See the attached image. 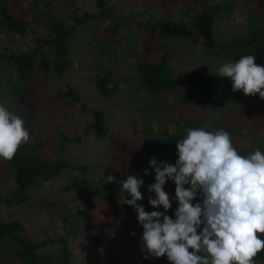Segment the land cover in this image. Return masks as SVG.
Wrapping results in <instances>:
<instances>
[{
  "label": "rangeland",
  "instance_id": "rangeland-1",
  "mask_svg": "<svg viewBox=\"0 0 264 264\" xmlns=\"http://www.w3.org/2000/svg\"><path fill=\"white\" fill-rule=\"evenodd\" d=\"M41 1L40 12L46 19L52 16L66 18L72 14L69 0ZM189 1L191 0H175L178 5H174V16L180 15L178 9L184 10ZM199 1L205 3L209 0ZM245 2L246 0H210L211 5H218L219 9L215 36L217 43L235 34H245ZM47 3L51 7H45ZM76 3L79 6V14L98 10L94 0H76ZM106 3L115 5L114 14L120 18L117 34L108 30L115 20L109 16L86 21L75 29L67 41L69 61L63 74L58 76L51 68L52 75L48 79L43 78L39 69L33 71L31 76L32 83H42L41 93L44 98L40 107H37L38 113L33 120L32 139L45 158L62 157L76 166L87 165L86 171L68 168L62 176L41 181L31 187L27 201L9 207L0 206V211L6 220L21 221L25 225V231L32 238L41 239L45 236L44 232L50 237L66 236L72 248V259L75 261H83L84 264H132L138 261L137 255L142 254L140 244L143 230L139 228L137 215H133V219L128 217L116 222L110 227L111 232L106 231L108 224L116 217V197L124 193L120 191L119 182L126 180L127 174H132L143 177L149 184L154 183V178L144 175V170L150 168L149 160L155 156L160 161L175 163L178 159L174 156L177 140L166 139L165 125L161 123L158 124L155 135L145 133L142 128L144 115L153 112L167 119L172 113L200 115L209 131L220 129V126L225 129L228 123L236 124L239 133L232 137L233 142L249 147L248 151L251 153L256 149L251 146L252 132L258 134V126L264 135V125L259 126L264 104L246 100L243 91H232L231 78L215 75L223 63L235 62L232 57L207 53L206 47L192 46L183 38L153 36L154 33L150 32L148 27L138 26L136 20L144 21L148 16H158L153 1L143 0L135 4L128 0H107ZM230 3L232 6L227 9V4ZM30 4H33L31 0L8 1L10 11L15 17L29 18ZM186 16L189 21L191 14ZM95 28L100 30L93 33ZM48 32V29L42 28L37 32L32 30L24 36L16 35L12 38L5 26L0 24V49L14 43L33 47L38 36ZM102 38H108L111 47L106 52V57L100 56L101 48L96 47ZM147 47L152 48L149 51L151 56L160 55L162 47L167 50L178 75L202 71L209 76L214 84L215 102L204 109L198 106H183L179 105L183 101L182 94L170 92L165 102L159 97L149 103V106L142 108L143 100L136 99L134 87L138 81L136 63L141 60V53ZM51 55L50 53L49 56ZM104 75L118 83V88L108 97L99 92L95 83L97 76ZM186 81L187 77L183 76L181 85ZM68 86L73 87L79 96L73 105H67L68 97L57 100L53 98L55 92L67 89ZM145 98L146 94L144 102L147 103ZM93 107L105 111L109 131L104 138H97L86 129V124L91 118L89 109ZM24 115L25 112L20 111L18 116L23 119ZM171 120L169 132L173 130L174 124ZM62 132L68 136L79 134L80 140L65 143ZM111 143L119 145V148H112ZM260 143L264 144V141ZM139 158L141 162L135 165L134 162ZM103 166H110L120 172L114 185L107 189L103 188L104 180L110 173L105 171ZM151 171L154 173V170ZM11 175L9 164L0 158L2 196L12 191L14 182ZM75 177L82 180L77 186L72 182ZM165 190L171 197H175L174 182L169 181ZM174 201L172 211L175 210ZM160 210L162 211V208ZM121 227L124 233L117 236L116 233ZM132 232L136 235L132 236ZM14 248L15 245L9 239L0 240V264L12 263ZM110 249L113 250L112 263L105 260V254ZM44 250L59 253L60 244L49 241ZM157 260L151 259L146 264H154ZM259 263L264 264V261L255 259V264Z\"/></svg>",
  "mask_w": 264,
  "mask_h": 264
},
{
  "label": "trees",
  "instance_id": "trees-1",
  "mask_svg": "<svg viewBox=\"0 0 264 264\" xmlns=\"http://www.w3.org/2000/svg\"><path fill=\"white\" fill-rule=\"evenodd\" d=\"M8 1L14 2V0H0V24L5 26L9 36L12 38L16 35L24 36L28 31L31 32L33 30L37 32L42 28L49 30L47 34L38 36L37 42H35L33 47L32 45L21 46L20 43H14L0 49V104H4L9 111L16 115H19L20 111H24L23 120L30 132L29 142L20 147L15 157L12 160L4 159L9 164V171H12L11 177L14 184L9 194L2 196L0 192V206L9 207L27 201L30 198L29 189L35 186L36 183L58 178L67 172L68 168L79 169L82 172H85L87 169V165L76 166L62 157L45 158L39 151L37 143L32 139L31 127L34 117L38 113L37 107H40V103L44 101L41 93L42 83H32L31 81L33 71L36 69L41 70L43 78L48 79L52 75L51 68H53L54 74L61 76L69 61L67 41L80 24L109 16V18L115 20L111 25L112 27L108 28V30L113 34H117L120 18L114 14L113 7L115 5L106 3L107 0H94L98 10L86 11L80 14L78 13L79 6L76 0H69L72 12L69 17L54 18L52 16L48 19L42 16L40 12L41 0H31L33 4H30L28 7L29 18L15 17L10 11ZM128 1L138 4L143 0ZM151 1L154 2L155 12L158 16H150L152 19L148 16L144 21L136 20V23L138 26H145L151 29L150 32L154 33L153 36L169 35L174 38H183L189 41L192 46L206 47L207 53L226 55L232 57L235 61L244 55H254L256 56V63L264 65V0H246L247 17L245 34H235L230 38L226 37L227 39L225 38L226 40L224 39L220 43L216 42L215 37L219 9L218 5H211L210 0L205 3H200L199 0H191L184 10L179 11L178 9L180 15L177 16H174V11L176 10L174 5H178L177 2H174L175 0ZM231 6V3L227 4V9H230ZM45 7L49 8L51 5L47 3ZM188 14H191L189 21L186 20V15ZM99 28H95L93 33L100 30ZM98 43L96 47H100V52H102L99 55L106 57V52L111 48L108 44V38H102ZM151 50L152 48L150 47L145 48V50L143 49L141 60H138L136 63L138 81L135 87H133L136 89V99L143 100L141 103L142 108L149 106V103H152L154 99L159 97H162L165 102L170 92H180L182 94L183 101L179 105L183 106H198L204 109L215 102L214 84L209 76L202 71H191L178 75L175 73V69L173 68L174 63H171L170 53L167 50L162 47L161 54H154L155 56L150 55L149 51ZM47 53L49 55L51 53L52 55L49 56ZM108 56L111 57L110 55ZM183 76L187 77V81L181 85ZM8 83L10 84L7 85ZM95 83L99 92L104 97H108L113 90L118 88V83L107 75L97 76ZM144 91L148 94L144 93ZM141 92L144 94L140 95ZM145 94L147 95V98H145L147 103L144 102ZM64 97L69 98L67 105H73L79 99L74 88L70 86L64 90H58L53 96L56 100ZM244 98L248 101L254 100L264 104V100L259 97V94L254 97L244 94ZM89 112L91 113V118L86 124V129L90 130L97 138H104L109 131L105 111L101 108L93 107L89 109ZM148 113L144 115L142 123L143 131L149 135H155L157 126L161 123L165 125L166 139L174 141H178L186 136V128L206 125L200 115H179L172 113L169 114V118L167 119L153 112ZM261 118L259 126L264 125V111ZM171 119L174 124L173 130L169 132L168 126L171 123ZM219 128L223 129L222 126ZM257 128L258 134L254 133V131L252 132L251 146L255 148L260 147L264 151V144L260 143V137L263 133L259 131L258 126ZM225 130L229 131L232 137H236L239 133L237 125L232 123H228V126H225ZM61 134L65 143L80 140L79 134H75L74 136H68L63 132ZM234 143L241 154L246 155L250 153L248 151L249 147ZM111 144L112 148H119V145L115 143ZM174 156L178 157L177 154ZM140 162L139 158L134 164L137 165ZM103 169L116 176V178L120 174L117 169L110 166H103ZM154 176L155 174L153 173L149 178H154ZM81 181L75 177L72 182L74 186H77ZM114 183H105L103 188L112 187ZM150 184L145 182V186L141 188L144 200L138 202L142 203L149 212L157 210L148 202L149 196L154 197V193L148 192L147 186ZM125 195L128 199H131L130 195L125 193H120L116 197V217L106 227L108 233L109 231L111 232L110 227L116 222L137 215L132 207L124 204ZM174 204L175 208L178 207L176 201H174ZM2 214L0 211V240L9 239L15 245L11 264H84L83 261L72 259V248L66 236L58 235L50 237L44 232L45 236L43 238H32L25 231V225L21 221L6 220ZM168 214L175 218L174 211L170 210ZM122 228L116 233L117 236L123 235L124 229ZM139 228L143 230L140 225ZM49 241L60 244L59 253L44 250ZM137 257L139 258L138 261L132 264H146L151 260H144L143 254L137 255ZM255 259L264 261V252L259 253ZM105 260L112 263V249L106 252ZM156 262H158L157 264H169L166 257L158 259L154 264ZM2 264L9 263L4 262Z\"/></svg>",
  "mask_w": 264,
  "mask_h": 264
},
{
  "label": "clouds",
  "instance_id": "clouds-1",
  "mask_svg": "<svg viewBox=\"0 0 264 264\" xmlns=\"http://www.w3.org/2000/svg\"><path fill=\"white\" fill-rule=\"evenodd\" d=\"M232 81V91L264 100V65L256 56L244 55L223 63L215 74ZM176 141L175 163L153 156L144 175L155 173L148 185L149 204L143 206L141 188L145 180L127 174L119 182L124 204L133 208L143 228L140 250L144 260L166 257L169 264H255L264 252V151L241 154L225 129L209 131L208 126L188 127ZM30 140L25 121L0 104V158L12 160ZM264 141V135L260 137ZM151 169V170H150ZM106 175L104 183L116 182ZM175 184V197L165 190ZM173 200L178 203L169 215ZM163 210H159L160 208ZM132 236L136 233L132 232Z\"/></svg>",
  "mask_w": 264,
  "mask_h": 264
}]
</instances>
